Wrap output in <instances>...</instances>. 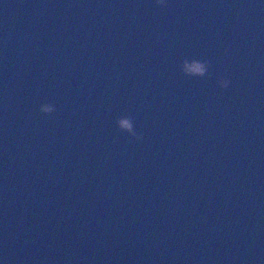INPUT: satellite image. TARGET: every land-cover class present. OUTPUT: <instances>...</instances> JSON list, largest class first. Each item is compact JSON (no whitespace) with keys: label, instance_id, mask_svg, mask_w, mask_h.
<instances>
[{"label":"water","instance_id":"1","mask_svg":"<svg viewBox=\"0 0 264 264\" xmlns=\"http://www.w3.org/2000/svg\"><path fill=\"white\" fill-rule=\"evenodd\" d=\"M0 264H264V0H0Z\"/></svg>","mask_w":264,"mask_h":264},{"label":"clouds","instance_id":"2","mask_svg":"<svg viewBox=\"0 0 264 264\" xmlns=\"http://www.w3.org/2000/svg\"><path fill=\"white\" fill-rule=\"evenodd\" d=\"M158 5H163L164 0H155ZM179 71L188 77H204L208 74L209 61L204 59L196 58H184L180 61ZM218 84L221 88H226L229 86L230 81L227 78H220ZM39 111L41 113H52L55 111V105L51 103H42L39 105ZM116 126L123 132H126L130 137L139 141L142 139V133H137L134 128L133 118L128 115L117 116L115 120Z\"/></svg>","mask_w":264,"mask_h":264}]
</instances>
